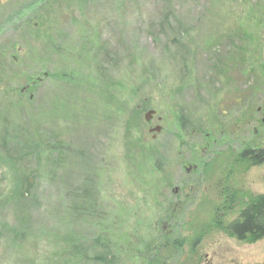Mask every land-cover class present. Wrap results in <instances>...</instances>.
I'll list each match as a JSON object with an SVG mask.
<instances>
[{"label": "rangeland", "instance_id": "374dc122", "mask_svg": "<svg viewBox=\"0 0 264 264\" xmlns=\"http://www.w3.org/2000/svg\"><path fill=\"white\" fill-rule=\"evenodd\" d=\"M263 14L264 0H0V264H98V237L111 264H137L142 201L203 177V121L230 133L232 99L253 103L257 135L243 121L234 140L263 141ZM241 166L264 192V162ZM221 254L264 264V238Z\"/></svg>", "mask_w": 264, "mask_h": 264}, {"label": "flooded vegetation", "instance_id": "af4514ba", "mask_svg": "<svg viewBox=\"0 0 264 264\" xmlns=\"http://www.w3.org/2000/svg\"><path fill=\"white\" fill-rule=\"evenodd\" d=\"M225 102L205 109L216 108L224 115L227 110L221 105ZM245 104L232 99L233 115L237 116L229 122H232L230 133L218 130L215 135L218 122L203 121V177L177 178L176 186L171 188V183L158 185L149 194L151 202L142 201L144 214L139 225L137 264H215L229 241L250 244L264 238L255 239L253 233H244L239 238L233 228L235 222L243 220V213L255 204L256 198L264 195L251 191V184L238 176L242 163L264 162V138L259 146L248 143L241 148L234 140L243 121V127L252 125L251 131L257 135L255 119L250 117L263 109L253 103ZM263 120L264 117L261 118L264 124ZM147 211L155 218L148 220ZM226 264L240 263L232 256Z\"/></svg>", "mask_w": 264, "mask_h": 264}, {"label": "trees", "instance_id": "16d2710c", "mask_svg": "<svg viewBox=\"0 0 264 264\" xmlns=\"http://www.w3.org/2000/svg\"><path fill=\"white\" fill-rule=\"evenodd\" d=\"M262 16L264 18V14ZM242 218L243 220L241 222H235L233 224L234 231L239 235V238H242L241 235L244 233H253L255 239L264 236V195L256 198L255 204L243 213ZM102 238L106 240V237L103 236ZM100 240L101 238L98 237L95 243L96 247L102 250V253L96 254L94 260L98 264H111V257H109L111 253L109 252V248L114 249L115 246L110 245V242L107 240L104 241V243L100 242ZM118 249L122 250V245L119 246Z\"/></svg>", "mask_w": 264, "mask_h": 264}, {"label": "water", "instance_id": "95a60500", "mask_svg": "<svg viewBox=\"0 0 264 264\" xmlns=\"http://www.w3.org/2000/svg\"><path fill=\"white\" fill-rule=\"evenodd\" d=\"M154 113H155V112H154L153 110H149L148 112H146V114H145V116H144L145 120H146V121H149V120L151 119V117L153 116ZM263 122H264V120H263ZM160 130H161V127H160L159 125H156V126H154L153 128H151V129L149 130V132L154 133L151 137H152V138H155V133L160 132Z\"/></svg>", "mask_w": 264, "mask_h": 264}]
</instances>
